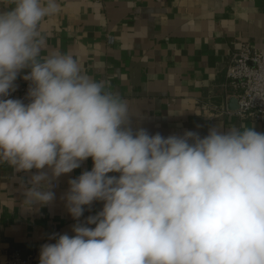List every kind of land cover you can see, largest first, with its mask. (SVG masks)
Returning <instances> with one entry per match:
<instances>
[{"label": "clouds", "instance_id": "obj_1", "mask_svg": "<svg viewBox=\"0 0 264 264\" xmlns=\"http://www.w3.org/2000/svg\"><path fill=\"white\" fill-rule=\"evenodd\" d=\"M0 9V162L36 169L24 211L55 199L53 181L91 158L64 195L71 216L103 209L53 236L39 264H264V133L213 126L206 136L131 127L129 103L83 72L71 54L41 56L56 0H8ZM29 103L7 98L18 74ZM119 173V176H109Z\"/></svg>", "mask_w": 264, "mask_h": 264}, {"label": "crops", "instance_id": "obj_2", "mask_svg": "<svg viewBox=\"0 0 264 264\" xmlns=\"http://www.w3.org/2000/svg\"><path fill=\"white\" fill-rule=\"evenodd\" d=\"M56 2L59 12L41 22L45 37L41 56L73 55L84 73L105 81L106 90L129 103L133 130L142 127L164 137L190 130L203 137L213 126L227 130L242 124L264 133V123L222 111L237 106L226 76L231 51L239 41L264 50V0ZM5 7H11L8 0H0V9ZM28 71L18 74L15 89ZM92 167L91 158L81 162L55 180L51 204L24 211L23 189L37 170L17 173L0 162V264L13 248L34 253L32 264H39L41 246L55 243L54 235H74L77 223L95 227L86 221L102 211L103 201L84 206L76 220L63 198L68 181Z\"/></svg>", "mask_w": 264, "mask_h": 264}, {"label": "built area", "instance_id": "obj_3", "mask_svg": "<svg viewBox=\"0 0 264 264\" xmlns=\"http://www.w3.org/2000/svg\"><path fill=\"white\" fill-rule=\"evenodd\" d=\"M226 76L237 99V106L235 109L223 107L222 111L264 123V50L253 47L248 41H239L230 53ZM30 84V81L24 80L6 99L29 103ZM53 185L57 186V182L53 181ZM33 259L34 253L25 254L19 248H13L1 264H32Z\"/></svg>", "mask_w": 264, "mask_h": 264}]
</instances>
